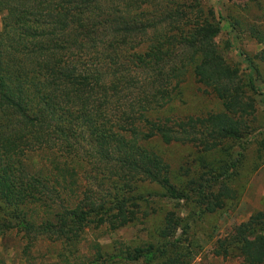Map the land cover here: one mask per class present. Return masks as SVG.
Here are the masks:
<instances>
[{"label":"trees","instance_id":"16d2710c","mask_svg":"<svg viewBox=\"0 0 264 264\" xmlns=\"http://www.w3.org/2000/svg\"><path fill=\"white\" fill-rule=\"evenodd\" d=\"M123 1L0 0V214L6 228L13 227L14 220L26 237L22 248L27 258L39 235L65 237V244L76 246L91 224L124 226L132 219L129 207L138 204L136 197L99 201L87 187L82 201L61 207L54 222L35 223L21 207L48 206L44 203L52 191L43 173L28 170L30 152L53 153L50 162L55 163L57 182L68 186L74 180L71 150L76 145L70 139L86 132L91 147L110 164V173L126 179L124 185L129 179H148L161 183L166 194L184 198L162 173V158L139 139L159 134L164 142L199 143L208 150L222 139L240 138L246 124L242 115L251 105L242 98L238 68L215 41L220 20L214 10L162 0L160 8L144 12L142 2L152 0ZM157 9L161 17L156 19ZM255 36L264 41V31L257 30ZM142 44L144 50H136ZM243 59L253 69V60ZM189 67L197 81L221 99L224 110L177 122L168 116L148 119L145 111L162 106L170 97V80L176 86ZM251 76L249 84L256 91ZM199 187L198 193L204 194ZM219 204L208 201L206 209L213 211ZM261 216L258 212L239 223L214 252L228 255L232 246L246 264H264V233L256 228ZM179 223L166 213L161 240L137 245L121 254L122 259L133 264H190L192 250L182 235L173 238ZM110 261L124 264L117 254Z\"/></svg>","mask_w":264,"mask_h":264},{"label":"rangeland","instance_id":"374dc122","mask_svg":"<svg viewBox=\"0 0 264 264\" xmlns=\"http://www.w3.org/2000/svg\"><path fill=\"white\" fill-rule=\"evenodd\" d=\"M152 1L142 2L140 9L148 12L158 5L161 7L162 0ZM104 2L107 4V0ZM168 4H191L205 11L211 7L220 20V32L215 41L226 59L238 68L242 98L251 105L242 115L246 124L240 138L222 139L208 150L202 149L199 143L164 142L159 134L139 139L140 144L162 158L166 164L162 173L174 188L183 191L184 198L166 194L161 183L148 179L132 183L129 179L124 185L126 179L110 173V164L102 161L91 147L90 134L86 132L70 139L76 144L71 150L74 153L71 163L75 165L70 186L57 182L55 163L50 162V158L54 160L52 152H58L56 149L46 155L40 150L30 152L31 162L26 161L28 170L33 174L43 173L52 191L51 198L44 203L48 206L39 207L33 203L21 207L35 223L45 219L54 222L61 207L70 208L82 201V190L87 187L99 201L136 197L138 204L129 207L132 219L124 226L112 229L107 223L97 227L91 224L85 228L76 246L65 244V237L39 235L27 252L30 258L23 254L26 237L14 220L11 222L13 227L6 228L0 214L1 264H86L94 259L95 264H115L116 261H110L114 254L118 255L120 262L133 264L122 259L121 254L125 255L149 240H161L159 229L166 213L173 214L180 222L173 238L182 235L183 243L192 250L190 264H246L235 247L229 246L228 255L216 254L214 250L220 249L221 242L234 234L239 223L258 212L262 216L256 224L257 232L264 233V41L255 36L257 30L264 31V0H171ZM157 11L154 13H157L156 19L161 17ZM144 48L145 44H142L136 50ZM244 57L253 60V69ZM192 68L185 71L176 86L174 80H170L169 99L162 106L145 111L148 119L168 116L171 122H177L224 110L221 99L210 87L197 81ZM250 75L256 91L250 87ZM199 184L203 186L204 194L198 193ZM208 201L220 204L217 209L209 211L206 209ZM180 224L186 226V231H182ZM143 261L144 257L140 256L139 262Z\"/></svg>","mask_w":264,"mask_h":264}]
</instances>
